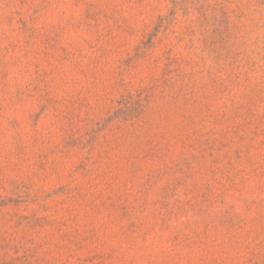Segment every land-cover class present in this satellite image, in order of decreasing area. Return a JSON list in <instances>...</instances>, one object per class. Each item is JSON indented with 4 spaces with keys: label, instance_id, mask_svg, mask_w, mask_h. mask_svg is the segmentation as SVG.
Instances as JSON below:
<instances>
[{
    "label": "rangeland",
    "instance_id": "rangeland-1",
    "mask_svg": "<svg viewBox=\"0 0 264 264\" xmlns=\"http://www.w3.org/2000/svg\"><path fill=\"white\" fill-rule=\"evenodd\" d=\"M0 264H264V0H0Z\"/></svg>",
    "mask_w": 264,
    "mask_h": 264
}]
</instances>
